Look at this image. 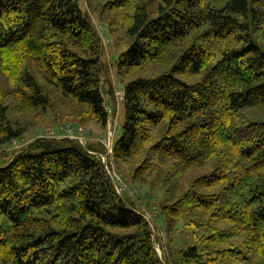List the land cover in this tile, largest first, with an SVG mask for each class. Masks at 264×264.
<instances>
[{
    "label": "trees",
    "instance_id": "trees-1",
    "mask_svg": "<svg viewBox=\"0 0 264 264\" xmlns=\"http://www.w3.org/2000/svg\"><path fill=\"white\" fill-rule=\"evenodd\" d=\"M85 1L130 40L115 61L121 81L151 64L159 71L125 83L111 153L63 133L1 151L0 264H227L244 258L243 244L222 246L235 234L264 256V0ZM102 47L82 0H0V147L50 110L107 130L105 94L120 95L104 86ZM117 162L134 180L156 172L165 188L164 257L157 226L116 189ZM201 168L183 188L182 176Z\"/></svg>",
    "mask_w": 264,
    "mask_h": 264
},
{
    "label": "rangeland",
    "instance_id": "rangeland-1",
    "mask_svg": "<svg viewBox=\"0 0 264 264\" xmlns=\"http://www.w3.org/2000/svg\"><path fill=\"white\" fill-rule=\"evenodd\" d=\"M82 6L92 19L102 39V61L105 71L103 82L106 89H109L110 86H112L116 91V96L122 95L126 82L138 76H149L156 74L159 71L158 65L151 64L147 67L137 69L127 74L124 80L121 81V78H119L116 73L115 61L118 58L119 54L129 46V38L124 31L110 30L108 25L100 19L98 13L91 9L85 0H82ZM3 81L4 77L0 73L1 85L5 84ZM53 91V97L58 98L59 93L57 92V90ZM105 97L107 99V106L112 115L111 125L108 126L107 130L102 129L98 124L94 122H90L87 125L75 126L74 122L72 121H66L65 123L56 121L53 110H50L46 117L42 121L38 122V124L32 126L23 135V137L0 147V153L1 151H4L10 154L13 151L21 149L23 146H25L27 143L34 140L38 136L58 135V133L67 134L70 137H81L85 143H89L95 140H101L108 147L109 153H111L112 149L110 148V140L111 142L117 140L122 133V126L125 121V106L119 96L111 99L112 97L110 95L105 94ZM31 115L32 113H28L21 116L31 117ZM68 124H71L75 127L76 131L74 133L71 134L67 132L66 126ZM58 130L59 132H57ZM128 168L129 166L126 163L117 162L112 165L110 173L120 194H127L132 199H134L141 208L142 212L151 221L152 225L157 226L155 236H158V238L155 240V246L159 255L161 257H164V249H166L168 245L169 233L164 226L163 217H161L159 213V205L165 197V188L163 185L155 183L156 177L158 176L156 172L146 175V178L144 180H134L127 174ZM204 171L205 168L189 169L181 178V186L183 188H187L191 180L194 177L203 174ZM182 187H180L179 190H181ZM208 215L209 214H207L205 218H207ZM184 222L185 220L181 219L176 226L181 229ZM214 225L228 229L231 224L225 221L216 220L214 221ZM203 233V229H201V231H198L199 235ZM173 234L175 235V237H177V242L179 243H186L185 241H188L189 243L194 242L191 236L192 234L190 233L187 235L186 232H182L180 233L181 235H179V230H173ZM245 240V235L235 234L231 236L228 241L222 244V246H226L229 243H236L237 245L243 244V247L241 249L242 256H244L243 261L229 262L227 264H263L264 256L258 253L250 252V250L244 245Z\"/></svg>",
    "mask_w": 264,
    "mask_h": 264
},
{
    "label": "water",
    "instance_id": "water-1",
    "mask_svg": "<svg viewBox=\"0 0 264 264\" xmlns=\"http://www.w3.org/2000/svg\"><path fill=\"white\" fill-rule=\"evenodd\" d=\"M70 137V136H69ZM72 138H76V139H78L79 141H81V142H83L84 143V141H83V139L81 138V137H72ZM111 140H110V145H111ZM103 161H104V163L107 165V160H106V156H103ZM111 177H112V175H111ZM112 179H113V177H112ZM114 181V180H113ZM120 194V193H119ZM147 218V220L149 221V219H148V217H146ZM151 227H152V225H151ZM152 231L154 232V228L152 227Z\"/></svg>",
    "mask_w": 264,
    "mask_h": 264
},
{
    "label": "built area",
    "instance_id": "built-area-1",
    "mask_svg": "<svg viewBox=\"0 0 264 264\" xmlns=\"http://www.w3.org/2000/svg\"><path fill=\"white\" fill-rule=\"evenodd\" d=\"M120 98H122V95H120ZM66 129H67V132H69V133H74L75 131H76V129H75V127L74 126H72L71 124H68L67 126H66ZM117 190H118V188H117ZM119 191V190H118Z\"/></svg>",
    "mask_w": 264,
    "mask_h": 264
}]
</instances>
